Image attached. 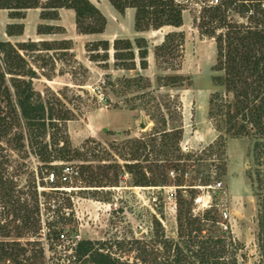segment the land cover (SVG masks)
<instances>
[{"label": "rangeland", "instance_id": "374dc122", "mask_svg": "<svg viewBox=\"0 0 264 264\" xmlns=\"http://www.w3.org/2000/svg\"><path fill=\"white\" fill-rule=\"evenodd\" d=\"M90 1L106 19L103 32H80L76 12L70 8L59 9L56 19L42 18V8L27 9L21 18L12 17L10 10L0 9V40L14 44L36 42V47L23 50L30 66L37 71L34 87L47 101L58 95L73 111L67 130L72 146L82 153L79 158L56 160L50 168L32 154L10 151L11 174L26 197H32L37 190L40 199L42 230L36 236L28 235L23 242L36 240L42 244L44 264H75L71 255L78 240L103 243L104 239L150 240L160 231L167 237L177 238V202L180 197L191 201L195 196V199L203 197L205 202L210 199L212 206L200 207L194 201L193 214L202 217L210 211L217 220L205 223V233L231 237L239 246L238 264H258L261 259L259 207L250 177L256 169L255 138L227 136L225 149L217 147L214 154L200 152L220 135L209 116L210 99L216 90L212 81L217 63L216 40L202 35L198 28L204 2L208 0H189L183 8L181 27L164 26L146 31L136 30L135 8L120 12L110 0ZM232 11L235 20L248 22L246 17ZM10 24L22 25L23 32L18 34L20 29L16 27V34L10 36L7 33ZM173 31L182 32L185 40L176 56L169 59L172 62L169 65L165 56L156 53L157 46ZM142 37L147 41V68L141 67L137 47V40ZM116 39L132 42L134 60L116 58ZM104 41L109 43L108 50ZM123 63L130 67L135 63V68H126ZM174 74L182 75L185 83L191 81L192 85L163 86L164 76ZM138 75L146 78L144 88L136 85L127 88L119 82ZM108 79L116 85L107 84ZM142 93L149 95L144 98ZM168 95L180 104L178 113L175 102L170 110L166 108ZM106 96L110 98L109 104ZM148 99L152 102L147 103ZM158 108L165 113L169 127L183 125L182 151L194 153V157H173L176 166L169 169L167 183L170 185L135 186L134 176L127 168L134 161L129 155L123 156L122 147L153 132L159 120L153 119ZM155 159L157 155L150 154L149 162ZM140 162L149 163L143 158ZM157 162L166 164L165 160ZM64 165L78 170L79 175L66 183L59 179L47 180L51 171L60 176ZM184 165L189 166L185 173ZM183 177L186 187L179 188L176 185ZM204 181L209 185H202ZM219 182L221 186H216ZM191 184L194 186L189 188ZM169 186L175 187L174 196ZM49 226L62 230L65 238L50 235ZM113 249L126 258L135 254L118 247Z\"/></svg>", "mask_w": 264, "mask_h": 264}, {"label": "trees", "instance_id": "16d2710c", "mask_svg": "<svg viewBox=\"0 0 264 264\" xmlns=\"http://www.w3.org/2000/svg\"><path fill=\"white\" fill-rule=\"evenodd\" d=\"M110 1L120 12H125L129 7L136 9L137 31L183 25L184 7L175 0ZM31 8H42V18L54 19L59 16V9L70 8L76 12L80 32L92 34L105 30L106 19L90 0H0V9L10 10L12 17L21 18L23 12ZM232 10L246 17L248 22L235 20ZM199 20L201 34L215 38L217 45V63L212 76L216 90L210 99L209 116L220 132L218 139L200 152L214 154L217 147L219 150L225 149L227 136L255 138L253 158L256 169L250 177L259 207L258 243L261 259L258 264H264V0H220L217 5H206ZM16 27L20 29L18 34H21L23 26L13 24L8 25L7 33L15 35ZM184 40L182 32H170L164 42L157 46L156 54L165 56L171 65L169 59L176 56ZM36 46L35 41L14 44L0 40V264L45 263V251L39 241L23 242L28 235L36 236L42 230L38 191L32 197L25 196L26 192L10 172V151L32 154L50 168L56 160L82 156L80 149L72 146L67 130V122L74 117L73 111L65 106L58 95L47 101L34 87L37 71L30 66L23 50ZM104 46L108 50L109 43L104 41ZM137 47L141 67L147 68L146 39L139 38ZM123 48L129 51L121 53ZM115 49L118 60L135 59L130 40L116 39ZM122 65L135 68V63L131 67L127 63ZM163 79L166 80L163 86L192 85L191 81L185 83L186 78L178 74L166 75ZM145 81L143 75H138L122 78L119 82L127 88L134 85L144 88ZM106 82L116 85L111 79ZM147 95L142 93L144 98ZM166 98L168 102L165 106L170 110L175 101L170 95ZM105 101L109 104L110 98L106 96ZM146 102L150 103L152 99ZM175 104L178 113L181 106L177 102ZM157 112L153 119L159 120L153 132L141 139L131 140L122 147L123 156L129 155L134 161L127 168L134 176L135 186L170 185L167 183L169 169L176 166L173 157H194V153L182 151L183 125L169 127L165 113L160 108ZM170 114H174L173 111ZM153 153L157 159L149 162L150 154ZM142 158L149 162L148 165L140 162ZM156 160H165L166 164L160 165ZM188 168V165H184V173ZM204 182L202 185H209L208 181ZM176 186L186 187L184 177ZM194 200L195 196L191 201L180 197L177 202V238L167 237L160 231L150 240L104 239L103 243L82 239L73 248L71 259L75 264H238V244L231 237L207 235L205 223L216 222V217L210 211L202 217L195 216L192 211ZM48 229L49 234L55 237L66 236L62 230L52 229L51 226ZM114 247L135 254L126 258L114 251Z\"/></svg>", "mask_w": 264, "mask_h": 264}, {"label": "built area", "instance_id": "2783aa9c", "mask_svg": "<svg viewBox=\"0 0 264 264\" xmlns=\"http://www.w3.org/2000/svg\"><path fill=\"white\" fill-rule=\"evenodd\" d=\"M178 4L182 5L183 7L185 6L186 3L189 2V0H175ZM205 3L206 5H217L218 3H220V0H208ZM204 6V7H205ZM172 174H174V172H171ZM79 175V171L74 169L73 167L69 166V165H64L63 169H62V173L60 176H56V172L55 171H51L50 173H48L47 175V180L55 182L56 180H60L61 182H69L71 181L75 176ZM216 186H221V183H217ZM169 190L172 196L175 195V187L174 186H169ZM195 204L199 205L200 207H204V208H210L212 206L210 199H208L206 202L204 201L203 197H197L195 200Z\"/></svg>", "mask_w": 264, "mask_h": 264}, {"label": "water", "instance_id": "95a60500", "mask_svg": "<svg viewBox=\"0 0 264 264\" xmlns=\"http://www.w3.org/2000/svg\"><path fill=\"white\" fill-rule=\"evenodd\" d=\"M141 126H142V127H144V126H145V124H141Z\"/></svg>", "mask_w": 264, "mask_h": 264}, {"label": "crops", "instance_id": "0c3cea01", "mask_svg": "<svg viewBox=\"0 0 264 264\" xmlns=\"http://www.w3.org/2000/svg\"><path fill=\"white\" fill-rule=\"evenodd\" d=\"M63 10V9H62ZM132 21H134L133 19H132ZM141 33V32H140ZM9 38V37H8Z\"/></svg>", "mask_w": 264, "mask_h": 264}]
</instances>
